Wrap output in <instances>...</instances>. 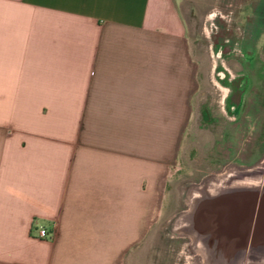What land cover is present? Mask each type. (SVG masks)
<instances>
[{"label":"crops","instance_id":"1","mask_svg":"<svg viewBox=\"0 0 264 264\" xmlns=\"http://www.w3.org/2000/svg\"><path fill=\"white\" fill-rule=\"evenodd\" d=\"M181 2L0 0V264L136 263L198 86Z\"/></svg>","mask_w":264,"mask_h":264},{"label":"rangeland","instance_id":"2","mask_svg":"<svg viewBox=\"0 0 264 264\" xmlns=\"http://www.w3.org/2000/svg\"><path fill=\"white\" fill-rule=\"evenodd\" d=\"M181 8L198 64V86L177 162L168 172L161 192L159 215L136 248L139 256L135 264H185L188 254H192L191 264H198L192 237L175 231L177 217L191 212L194 220L212 211L216 220L214 226L204 221L207 230L211 227L221 231L217 223L221 218L227 232H237L239 228L234 229L232 223L229 227L225 218L235 209L241 210L245 219L240 227L246 232L240 241L241 251L248 257L256 255L260 261L264 259V189H229L215 197L203 195L191 208L185 198L193 187L213 176L233 168H250L264 159V54L249 44L255 31L245 24L248 4L243 0H182ZM211 12L215 16L211 33L206 36L203 25L208 21L204 18ZM212 51H219L233 72L231 78L221 65L216 67L224 75L221 79L215 77L228 87L223 103V92L212 82ZM207 204H218L220 208L214 212Z\"/></svg>","mask_w":264,"mask_h":264},{"label":"bare ground","instance_id":"3","mask_svg":"<svg viewBox=\"0 0 264 264\" xmlns=\"http://www.w3.org/2000/svg\"><path fill=\"white\" fill-rule=\"evenodd\" d=\"M204 19L206 20L208 18L205 17ZM246 188L257 190L264 189V159L253 167L242 169L233 168L228 170L226 173L213 176L201 182L190 190L189 194L185 198V202L189 204L191 208L194 204H196V200L201 198L203 195L207 197H215L229 189ZM214 205L215 204H212L211 209H213ZM206 206L210 207L209 204ZM204 210L206 211V209ZM208 213L210 214H205L203 217L201 216L199 218L197 217V221L194 219L197 223L192 219L191 212L179 215L174 226L176 232H182L192 237L191 246L195 254L198 256V264H264V259H259L260 261H258L256 259V255L255 257L254 255H250L248 257V255H245L246 253L243 254V251H239L242 249L241 246L237 247V254H234V256H227L226 252L228 251H226L224 245H228V243L225 242L226 239L222 235L224 234L223 232L227 231V228L224 229V227H222V219L220 218L217 223H219L218 225L222 228V232H218L216 229H211V227L207 230L206 228L208 224L204 221H211V226H214L213 222L216 220L212 211ZM223 226L225 225L223 224ZM229 227H231V222L229 223ZM191 255L188 254L187 256L186 254L189 259L192 257ZM189 259H187L188 261L185 264H191V260Z\"/></svg>","mask_w":264,"mask_h":264},{"label":"flooded vegetation","instance_id":"4","mask_svg":"<svg viewBox=\"0 0 264 264\" xmlns=\"http://www.w3.org/2000/svg\"><path fill=\"white\" fill-rule=\"evenodd\" d=\"M214 16H215V12H211L205 16L206 18H208L205 20V21H208V23L206 22L203 25L204 26V32H205L206 36H209L211 33V30H212L211 25H213ZM211 55H212V60H213L212 74H211L212 75V82L216 86H218V88L223 92V96H222V100H221V103H223V100L225 99V97L228 94V87L225 85H222L219 82V80L215 77V75H217L221 79L224 75V71L222 69L216 70V67H217V65H221L222 68L230 74L231 78L233 77V72L226 65V63L223 61V59L220 58L219 51H216V52L212 51ZM211 206H212V204H211ZM206 207H208V206H206ZM219 208L220 207L218 206V204H215V207H213L214 212L218 211ZM229 214H231V215L228 216V214H227V217L225 216V218H227L229 223L231 222L233 224V225L232 224L231 225L234 226V229H236V228H239V229H237L238 230L237 232L225 231V232H223L224 234H222L224 236V238L226 239L225 242L228 243V245L227 244L224 245L226 251H228V252H226L227 256L232 255V254H236L238 252L237 251L238 246L239 247L241 246L243 248V245L240 241H241L242 237L245 236L244 234H246V232H241L242 228H240V227H243V224H242L243 221L242 220H245L243 217L244 214L241 213V210L239 211L238 209H235L234 211H231ZM219 232H222V230ZM231 237H233L235 239L233 240V239H231ZM237 244H240V245H237ZM239 251H241V250H239Z\"/></svg>","mask_w":264,"mask_h":264},{"label":"built area","instance_id":"5","mask_svg":"<svg viewBox=\"0 0 264 264\" xmlns=\"http://www.w3.org/2000/svg\"><path fill=\"white\" fill-rule=\"evenodd\" d=\"M37 236L40 238V239H45L48 237V232H47V229L46 228H40L38 230V234Z\"/></svg>","mask_w":264,"mask_h":264}]
</instances>
